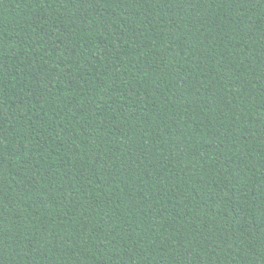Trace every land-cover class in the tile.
Wrapping results in <instances>:
<instances>
[{
  "label": "trees",
  "instance_id": "16d2710c",
  "mask_svg": "<svg viewBox=\"0 0 264 264\" xmlns=\"http://www.w3.org/2000/svg\"><path fill=\"white\" fill-rule=\"evenodd\" d=\"M0 264H264V0H0Z\"/></svg>",
  "mask_w": 264,
  "mask_h": 264
}]
</instances>
